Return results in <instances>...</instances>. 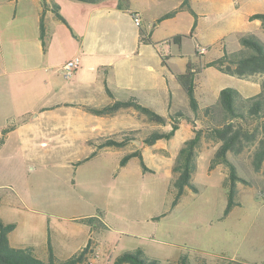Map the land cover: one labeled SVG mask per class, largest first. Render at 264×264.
<instances>
[{"label":"rangeland","instance_id":"rangeland-1","mask_svg":"<svg viewBox=\"0 0 264 264\" xmlns=\"http://www.w3.org/2000/svg\"><path fill=\"white\" fill-rule=\"evenodd\" d=\"M181 2H152V27L159 22L156 20L160 15L175 11L156 27L154 34L155 38L162 39L158 48L154 47L158 54H164L165 58L174 55L168 59L167 66H162L164 70L175 71L180 69L181 62H190L201 107L217 102L216 89L222 85L237 89L243 96L255 95L260 90L263 74L239 77L225 73L217 79L212 74L213 67L204 71V64L221 56L224 48L228 51L239 48L233 34L223 36L214 45L202 43L211 44L220 34L233 30L232 22L240 28L245 25L241 30H251L264 41L260 24L248 18L252 13L264 12V0H193L194 8L191 0L196 14L193 29V15L181 7ZM0 24L4 26L5 21ZM140 27L149 32L150 27ZM193 30L218 31L197 34L201 43L198 44L192 36ZM177 34L182 37L180 45L174 43L173 36ZM179 54L181 58L176 57ZM212 87L214 92L210 91ZM49 99L39 95L36 102L45 104ZM181 103L182 99H177L169 106L168 114L164 115L165 124L148 121L131 107L109 115V130L88 141L95 154L86 160L83 159L90 152L80 139L56 134L47 137L44 126L29 136L27 146H7L5 152L2 148L1 218L16 223L14 233L19 241L38 246L47 245L48 235L55 244L74 237L75 231L81 232L82 225L71 219L93 216L96 230L105 227L102 220L108 225L104 229L111 237L112 251L127 249L129 241L151 242L159 253L172 254L178 249L188 253L191 264H264V162L259 168L254 166L253 143L245 142L242 151L227 154L242 179L237 182V204L227 215H223V209L228 167L219 163L209 168L219 143L204 133L192 176L198 191L188 190L171 206L175 193L172 167L178 149L194 135V129L205 130L187 103ZM181 107L190 115V121L174 118L179 123V131L173 138H161L151 145L142 141L151 130H169L170 113ZM122 138H128L122 146L98 147L107 139ZM133 150L141 152L146 169L140 166L138 157L131 158L126 166L119 165L120 158ZM160 264L177 262L166 258Z\"/></svg>","mask_w":264,"mask_h":264},{"label":"crops","instance_id":"crops-1","mask_svg":"<svg viewBox=\"0 0 264 264\" xmlns=\"http://www.w3.org/2000/svg\"><path fill=\"white\" fill-rule=\"evenodd\" d=\"M153 1L0 0V22L5 21L4 26L3 23L0 24V150L3 148L5 152L7 146H27L29 136L44 126L43 131L46 130L47 137L56 134L80 139L81 144L88 147L91 153L88 141L102 131L109 130L108 117L111 114L96 115L87 111L84 106L109 103L112 97L106 92V87L114 98L136 96L163 116L169 112L170 95L171 104L174 100L182 99L181 105H185L186 95L175 76L185 70L186 62H181L180 69L175 71L168 68L166 71L162 67L167 66L168 59L174 55L165 58L164 54H158L155 49L162 40L154 37L155 29L167 18L152 27ZM54 5L58 6L65 22L53 12ZM192 7L194 8L193 0ZM43 9L44 42L39 35V17ZM133 12L140 16L139 25L132 20ZM255 21L259 23L258 20ZM234 24L235 22L231 24L233 30L220 34L211 44L202 45H214L229 34H233L238 42L240 34L251 32L241 30L245 25L240 28ZM141 25L150 27L152 43L141 41ZM217 31L193 30L192 36L197 40V34L206 35ZM198 44L201 43L198 41ZM73 56H79L80 63L65 78L60 68ZM176 57L181 58L182 55ZM211 67H205L204 71ZM214 70L212 74L217 79L225 74L216 68ZM223 87L222 85L216 89V97ZM214 90V87L210 88V91ZM39 95L49 97V102L38 104L36 99ZM119 111L121 109L114 113ZM178 131L179 128L174 135ZM131 158L134 157H130L123 166ZM84 217L87 216L71 219L82 225L81 232L75 231L74 237L66 238L64 242L55 244L48 238L50 235L47 236V245L43 243L38 246L30 241H19L14 233L15 226L8 235L9 243L15 247L30 244L41 258L46 259L49 242L53 254L63 259L84 247L91 239L86 261L78 264H115L114 259L118 254L137 247L142 249L144 257L148 259L154 257L159 260H177L181 253L180 249L174 250L172 254L159 253L151 242L144 244L131 243L132 241L127 242L130 246L127 249L112 251L111 237L105 234L104 229L108 225L102 220L105 227L96 230V225L81 221ZM69 247L72 249L66 253Z\"/></svg>","mask_w":264,"mask_h":264},{"label":"trees","instance_id":"trees-1","mask_svg":"<svg viewBox=\"0 0 264 264\" xmlns=\"http://www.w3.org/2000/svg\"><path fill=\"white\" fill-rule=\"evenodd\" d=\"M85 2H98L102 0H79ZM181 7H185L193 15L192 29L196 25V14L190 5V0H182ZM55 15L65 22L58 11V6H52ZM175 11L165 12L157 18V22L169 18ZM250 20H258L264 34V12H255L248 16ZM141 41L152 43L150 32L140 27ZM39 35L44 42L45 23L44 9L39 17ZM181 35L173 36L174 43L180 45ZM239 48L228 51L222 50L221 56L207 61L205 67H214L227 74L245 77L252 74H263L260 81V90L252 96H243L237 89L226 86L219 90L216 103L201 107L196 97L194 73L190 67V62L186 63L185 70L175 76L177 83L184 91L187 99V106L192 114L200 119L205 130L194 129V135L183 141L175 156L172 171L174 177L172 186L175 189L174 198L171 206H174L180 197L188 190L196 193L197 185L193 182L192 176L196 169L197 148L200 145V139L204 133L206 137L218 142L219 145L209 161V168L222 163L228 167L227 177L224 179V185L227 188L226 204L223 209V215H227L236 202L237 182L242 180L238 175L233 162L228 158V153H238L245 147V142H251L254 145L252 161L256 168H259L264 162V41L252 32L242 33L238 36ZM106 92L112 100L102 106L85 105L84 108L90 113L96 115L113 114L119 109L132 107L143 114L148 121L158 124H165L166 118L158 113L153 107H150L140 101L136 96L130 95L126 98H114L111 91L106 87ZM171 105V95L169 106ZM171 128L167 131L151 130L146 134L142 141L151 145L158 139L171 138L179 128V123L174 118H184L190 121V115L181 108H177L170 113ZM10 127V126H8ZM128 140V138H126ZM126 139L105 140L98 147L107 145L122 146ZM95 154L93 150L83 160L90 158ZM130 157H138L139 164L146 169L142 154L140 151L133 150L124 154L119 165L123 166ZM96 217H84L81 221L93 224ZM15 222H6L0 216V264H78L86 261V255L91 245L89 239L84 247L74 252L67 258H57L52 251L51 244L48 243V256L41 258L30 244L24 246H12L9 243L8 235L15 228ZM177 264H191L190 256L186 252H181L176 260ZM115 264H160L158 258L148 259L144 257L140 247L132 250H126L118 254L114 259Z\"/></svg>","mask_w":264,"mask_h":264},{"label":"built area","instance_id":"built-area-1","mask_svg":"<svg viewBox=\"0 0 264 264\" xmlns=\"http://www.w3.org/2000/svg\"><path fill=\"white\" fill-rule=\"evenodd\" d=\"M132 20L136 25L140 24V16L137 12L132 13ZM80 63L79 56H73L67 59L61 66L60 72L65 78L69 77Z\"/></svg>","mask_w":264,"mask_h":264}]
</instances>
